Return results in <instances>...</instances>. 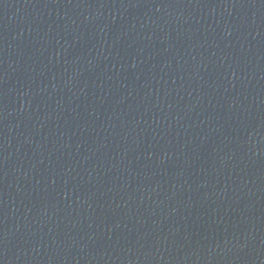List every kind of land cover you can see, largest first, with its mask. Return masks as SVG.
I'll use <instances>...</instances> for the list:
<instances>
[{
  "label": "water",
  "instance_id": "1",
  "mask_svg": "<svg viewBox=\"0 0 264 264\" xmlns=\"http://www.w3.org/2000/svg\"><path fill=\"white\" fill-rule=\"evenodd\" d=\"M0 264H264V0H0Z\"/></svg>",
  "mask_w": 264,
  "mask_h": 264
}]
</instances>
